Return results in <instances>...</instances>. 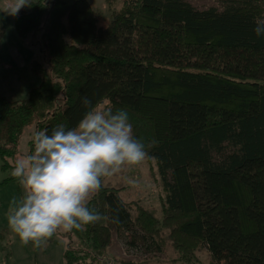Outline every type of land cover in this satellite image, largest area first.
<instances>
[{"label": "trees", "instance_id": "1", "mask_svg": "<svg viewBox=\"0 0 264 264\" xmlns=\"http://www.w3.org/2000/svg\"><path fill=\"white\" fill-rule=\"evenodd\" d=\"M26 6L14 29L41 82L22 100L0 95L1 170H12L26 133L75 126L86 96L129 112L163 189L158 220L140 203L134 217L122 189L102 185L88 201L102 219L66 233L65 264H108L116 230L161 251L160 228L182 264H203V248L209 264H264V37L252 30L264 0H225L222 10L121 0L105 26L89 0ZM5 33L0 15V45Z\"/></svg>", "mask_w": 264, "mask_h": 264}, {"label": "clouds", "instance_id": "2", "mask_svg": "<svg viewBox=\"0 0 264 264\" xmlns=\"http://www.w3.org/2000/svg\"><path fill=\"white\" fill-rule=\"evenodd\" d=\"M29 3L18 0L16 10ZM252 30L264 37V17L254 18ZM81 102L86 110L75 126L33 130L30 150L12 168L21 196L6 220L22 244L40 247L58 230H80L101 220L102 214L88 206L90 193L100 189L103 178L147 156L125 108L93 103L86 96Z\"/></svg>", "mask_w": 264, "mask_h": 264}, {"label": "rangeland", "instance_id": "3", "mask_svg": "<svg viewBox=\"0 0 264 264\" xmlns=\"http://www.w3.org/2000/svg\"><path fill=\"white\" fill-rule=\"evenodd\" d=\"M114 1V2H113ZM198 10L217 8L222 10L225 0H185ZM93 8H98L104 14L100 26H105L110 19L108 5L119 8L121 0H89ZM18 0H0V14L4 19L5 37L0 45V95L15 101L25 99L28 91L40 84L41 78L30 70V64L35 58L34 52L23 45L14 30V19L17 15L24 14L30 9L25 5L16 10ZM35 40H32V42ZM31 133H26L20 144L19 158L31 148ZM1 167V160H0ZM11 169L4 172L0 168V264H65L64 251L67 248L68 231L58 230L47 242L40 247L31 243L25 245L12 233L6 220V214L13 201L21 196L18 180H12ZM9 178L11 179L10 181ZM8 181V182H6ZM10 182V183H9ZM102 185L109 188L122 189L120 198L131 206L132 215L137 217L136 204L140 203L149 213L161 220L163 217L160 197L163 189L154 162L145 158L135 166H124L121 171L105 177ZM96 192V191H95ZM90 193L89 199L95 193ZM157 234L162 249L158 251L148 241L145 245H132L131 237L135 229L116 230L113 233L112 243L107 250L105 259L108 264H117L119 261H133L142 264H182L179 260L181 254L175 249L170 236V230L160 228ZM201 263L209 264L210 255L206 248L196 251Z\"/></svg>", "mask_w": 264, "mask_h": 264}, {"label": "crops", "instance_id": "4", "mask_svg": "<svg viewBox=\"0 0 264 264\" xmlns=\"http://www.w3.org/2000/svg\"><path fill=\"white\" fill-rule=\"evenodd\" d=\"M0 15H2V14H0ZM15 30V29H14ZM16 32V31H15ZM17 35V34H16ZM18 37V36H17ZM19 38V37H18ZM19 41H21L20 40V38H19ZM0 255L2 256L3 254H2V248L0 247ZM3 264H5V259L3 258Z\"/></svg>", "mask_w": 264, "mask_h": 264}]
</instances>
